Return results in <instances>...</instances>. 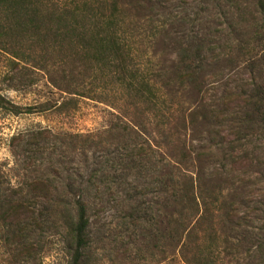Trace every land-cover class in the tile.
Returning <instances> with one entry per match:
<instances>
[{
    "label": "rangeland",
    "instance_id": "rangeland-1",
    "mask_svg": "<svg viewBox=\"0 0 264 264\" xmlns=\"http://www.w3.org/2000/svg\"><path fill=\"white\" fill-rule=\"evenodd\" d=\"M125 1V14L129 25L135 30L133 37L136 39L133 42L138 45L142 56L141 64L150 77L162 74V87L174 71L176 60L181 56L185 57V52L179 50L180 45L174 46V41H183L180 44L184 48L209 35L214 40L215 48L207 53L211 57L214 53H220L219 61L214 66L207 67V75H216L212 78L215 83L206 84L204 95L196 97L179 84L172 85L162 90V100L169 107L164 110L166 116H147L140 111L129 113L128 117L143 124L151 131L154 143L162 146L161 153L155 154L159 166L154 163L155 158L152 166L153 170L158 169L161 174L141 175V187L153 186V193L150 194L153 197L160 189L154 183L156 176L166 179L176 173L180 174L182 170L196 175L198 171L203 173L210 169H229L231 163L227 162V157L230 145H238L237 153H248L250 158L235 172L239 178L250 177L252 181L249 190L244 191L238 184L233 185L230 180L226 181L221 177L216 180L206 179L205 183L208 186L226 187V200L236 199L243 213L254 211L250 215V229H261L256 240L260 241L262 251L251 264H260L258 260L264 262V230L261 228L264 227V123L241 127L243 133L240 135L244 136L238 140L237 136L230 135V127L225 124L223 126L220 119H217L222 106L220 97L229 88L225 83L241 78L239 83L242 85L247 76L243 62L250 57L248 52L255 53L252 51L264 43V35L259 38L252 36L253 23H261V17L254 20L258 14L256 10L254 15L249 14L252 13L255 0ZM163 5H167L166 8L163 9ZM242 16L248 19L243 20ZM165 27L170 30L166 41H172L167 48L162 44L160 35L157 40L154 37L157 43H153V38L149 37L151 32ZM248 42H251L249 48L252 51L245 48V56L241 54L239 47ZM8 56L0 51V95L4 96L6 102L11 101L21 107L29 105L35 111L15 114L6 108H0V176L3 179L4 197H28V182L38 175H50L59 186V199L72 204L78 193L77 187L88 182L92 171L97 169H103L111 176L116 175L118 182L114 189H119L118 184L124 182V163L121 159L124 143L120 137L104 133L105 128L117 127L122 123L117 115L112 114L119 112H116L111 103L90 98L91 94L100 93L101 97L112 101L114 95L119 93L111 78L103 76L97 70H87L76 55L65 53L60 48L48 50L42 44L26 49L25 57L28 60L22 61L24 68L20 71L12 69ZM160 83L158 81V85ZM68 90L81 91V95L75 100L77 107L71 108L67 113H59L55 106L69 96ZM202 96L206 98L204 104L205 107L207 105L208 119L200 112L201 116L190 120L188 126L184 127L189 110L203 111V106L198 109L195 107ZM39 109L43 110L37 111ZM122 109L124 112L125 108ZM187 118L190 119V116ZM161 122H168V125L160 124ZM45 127H50L56 135L40 145L29 148L25 141H13V137L20 132ZM115 132L118 134L117 129ZM90 134L95 140L87 141L91 138H87ZM228 134L230 137L225 139ZM230 138L236 142H229ZM184 146L193 151L188 159H182ZM198 154L202 156L199 158L196 156ZM224 163H228L225 168ZM92 182L95 185L103 183L99 177ZM66 184L72 186H68L69 192H62ZM112 191L103 186V193L99 194L94 186L90 211V244L86 250L85 263L176 264L170 259L171 248L167 244L158 248L154 246L151 237H138L137 240L129 237L132 228L130 220L124 215L123 204L120 205L122 197L110 195ZM120 192L124 194L122 188ZM168 194L162 196L166 198ZM248 199L250 206L244 202ZM218 215L220 220L226 216L223 211ZM40 218L42 226H34L30 231V240L34 244L28 251L16 246L11 232L0 220V264H68L71 258L70 243L64 219L51 208L45 214H40ZM143 225L150 226L148 222ZM233 227L232 224H226L222 230L237 234L241 243L244 236L242 233L246 230L239 228L235 231ZM145 232L147 233L146 229ZM242 244L237 246L238 253L234 256H227L224 248L222 264H245V258H249L252 253L246 252L249 248L245 243Z\"/></svg>",
    "mask_w": 264,
    "mask_h": 264
},
{
    "label": "trees",
    "instance_id": "trees-1",
    "mask_svg": "<svg viewBox=\"0 0 264 264\" xmlns=\"http://www.w3.org/2000/svg\"><path fill=\"white\" fill-rule=\"evenodd\" d=\"M253 5L252 13L249 14L254 15L256 10L258 14L254 20L261 17V23H253L252 36L259 38L264 35V0H255ZM166 6L163 5V9ZM125 7V0H0V51L9 55L12 69L20 71L24 68L22 61L28 60L25 57L26 49L42 44L48 50L60 48L65 53L76 55L87 70H97L103 76H108L119 94H115L112 101L104 99L100 93L91 94L92 97L90 95L89 97L107 104L111 103L116 112H119L112 114L117 115L119 122L122 123L117 127L105 128L104 133L120 137L124 143L121 158L124 163L122 167L124 179L121 178L124 182L118 184L119 189H114L118 182L116 175L111 176L103 169L100 171L97 169L92 171L88 182L77 187L78 193L72 204L59 199V186L50 175H38L31 179L28 182V197L17 195L4 197L3 179L0 176V220L11 232L16 246L28 251L34 244L30 240V231L34 226H42L40 214H45L51 208L64 219L67 226L71 256L68 264H86V250L90 244L92 225L90 211L93 189L96 186L97 193L101 194L103 186H106L113 190L110 195L122 197L123 202L120 205L123 204L124 215L130 220L132 228L129 237L132 240H137L138 237H151L154 246L158 248L167 244L171 248L172 262L222 264L224 248L227 250V256H234L238 253L237 246L245 243L249 249L252 248L246 250L249 253L251 251L252 255L249 254V258H245V264H251L262 251L260 241L256 240L261 229L258 227L250 229V215L254 211L243 213L236 199L226 200L228 197L226 187L208 186L205 183L206 179L216 180L221 177L248 191L252 180L249 176L237 177L235 171L250 158L249 154L237 153L238 145H230L227 157V162L231 163L229 169L221 171L210 169L203 173L198 171L196 175L182 170L180 174L176 173L166 179L156 176L154 183H157L160 189L155 196L150 197L153 186L141 187L140 176L161 174L158 169L153 170L152 166L154 158V163L157 162L155 154L161 153L162 146L154 143L151 131L149 132L143 124L129 118L131 112L138 111L147 116H166L164 110L169 107L162 100L164 87L179 84L196 97L204 95L206 84L215 83L212 78L216 75H207V67H212L219 61L220 53H214L212 57L207 53L215 48L214 40L206 35L200 38L198 43L189 44L184 48L180 44L183 41H174V46L180 45L179 50L185 52V57L181 56L176 60L174 71L162 87V74L150 77L141 64L142 56L138 45L133 42L136 39L133 37L135 30L129 25ZM243 16L241 17L243 20L248 19ZM164 24L167 25L166 22ZM169 31L166 27L158 28L151 32L149 37L153 38V43H157L154 39L157 40L160 35L162 44L167 48L172 42L166 41ZM250 44L251 42H248L239 47L242 55L246 56L243 50L249 48ZM29 45L31 46L28 47ZM248 50L252 51L251 48ZM252 52L255 53L248 52L250 57L243 62L247 76L242 85L239 83L241 78L225 83L229 88L220 97L222 106L220 114L217 115L223 126L230 127L228 130L230 135L237 136L238 140L244 136L240 135L243 133L241 127L264 123V43ZM203 73L205 74L202 75ZM158 81L161 82L160 85ZM239 86L241 89H238ZM67 93L69 96L55 106L59 113H67L71 108L77 107L75 100L79 98L81 91L68 90ZM204 102L206 98L202 96L200 101L195 103L197 109L203 106V111L189 110L185 116L184 127L188 126L190 120L201 116V113L208 119L207 105L205 107ZM0 108H6L15 114L35 111L29 105L21 107L11 101L6 102L2 95ZM122 108H125L124 112L130 114L126 115ZM187 116H190V119ZM160 124L168 125V122ZM163 127L165 126H161ZM116 129L118 134L115 132ZM54 135L56 132L50 127L38 128L20 132L13 137V141H25L26 146L30 148L32 145H40ZM87 136L91 137L87 141L95 140L91 134ZM228 137L229 134L225 139ZM228 141L234 140L230 138ZM184 148L182 159H188L193 151L187 150L186 146ZM196 156L200 158L202 155ZM228 163H224L223 167L225 168ZM156 166H159L158 163ZM98 177L103 183L95 185L92 181ZM68 186L72 185L66 184L62 192L63 190L69 192ZM120 188L124 194L119 193ZM165 193H169L166 198L162 196ZM249 201L250 199L244 201L247 206H250ZM221 211L226 214L222 220L218 217ZM145 222L150 226L145 227L143 225ZM226 224H232L235 231L239 228L246 230L242 233L244 236L241 243L237 234L222 230ZM261 228L264 230V227ZM258 262L264 264L263 261Z\"/></svg>",
    "mask_w": 264,
    "mask_h": 264
}]
</instances>
